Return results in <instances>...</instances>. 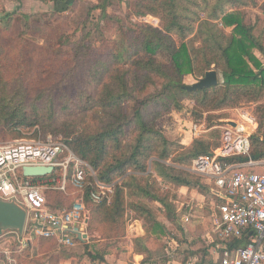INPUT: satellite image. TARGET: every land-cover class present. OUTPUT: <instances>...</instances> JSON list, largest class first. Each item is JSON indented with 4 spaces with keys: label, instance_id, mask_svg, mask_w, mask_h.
Listing matches in <instances>:
<instances>
[{
    "label": "trees",
    "instance_id": "trees-1",
    "mask_svg": "<svg viewBox=\"0 0 264 264\" xmlns=\"http://www.w3.org/2000/svg\"><path fill=\"white\" fill-rule=\"evenodd\" d=\"M52 1V15L71 7L68 0ZM114 1L122 0H96L85 19L66 36L70 45L66 50L59 49V53L64 51L70 66L58 83V94L54 89L42 88L29 99L19 74L22 52H18L17 58L21 59L15 64L20 80L12 82L8 59L14 52L0 45V136L21 138V127L34 126H39L42 137L51 133L57 139L61 135L73 153L90 165L100 182L114 183L109 202H91L88 193L94 181L88 174L83 190L89 214L87 232H97L106 240L123 237L129 215L139 220L144 230L142 236L133 239V250L145 255L144 262H148L152 257L150 242L174 236L168 224L183 233L173 189L182 187L212 199L217 191L212 182L184 167L219 145L220 130H211L206 136L192 139L188 146H181L157 128L159 117L171 111L172 106L180 110L186 98L195 102L191 113L198 117L203 113L200 109L209 115L244 100L257 102L254 113L258 121L250 137V157L264 160V104L260 102L264 95V0H129L125 2L124 19L112 12ZM249 8L259 12L253 21L246 18ZM18 10L16 7L12 14ZM94 12L95 20L91 16ZM146 16L157 18L158 24L142 21ZM124 20L126 28H122ZM101 21L117 22L118 37H105L99 29ZM210 69L221 73V83L190 92L182 88L185 75L198 79ZM227 115L221 112L215 117L223 119ZM246 161V155L222 160ZM240 169L264 173V164ZM162 183L170 189L164 190ZM69 188L75 191V197L80 194L69 177L65 191L45 193L56 192L53 202L59 203ZM222 201L221 197L215 203ZM47 204L50 206L48 200ZM248 238L243 233L229 244L243 246ZM203 239H192L184 250H177L180 264L195 255L206 256L208 264H212L208 248L216 237L208 233ZM33 241V249L46 253L25 264H50L56 254V239ZM74 241L80 242L76 238ZM86 253L103 261L98 253L89 251L88 244L84 245ZM69 256L81 258L74 253Z\"/></svg>",
    "mask_w": 264,
    "mask_h": 264
},
{
    "label": "built area",
    "instance_id": "built-area-1",
    "mask_svg": "<svg viewBox=\"0 0 264 264\" xmlns=\"http://www.w3.org/2000/svg\"><path fill=\"white\" fill-rule=\"evenodd\" d=\"M217 126L220 129L219 145L204 155L194 158L184 169L200 175L221 190L223 201L212 213V233L216 241L208 248L212 264H264V173L244 171L240 168L264 164L250 157V137L257 128L256 117L249 111H238L236 119ZM192 139L201 137L207 130L197 122H190L185 130ZM246 155L248 161L222 162L224 158ZM25 166H51L50 173L41 177H26ZM93 177L94 187L88 199L97 203L109 202L114 183L100 182L90 165L76 156L62 139L52 136L37 140H20L0 144V200H14L26 211L21 233L4 231L2 250L5 264H17L15 254L26 249L36 238H55L57 243L70 248L76 236L71 231L86 233V214L83 190L86 178ZM68 177L76 192L68 206L51 207L47 204V190H66ZM180 189V188H178ZM189 221L183 213L180 223ZM249 235L243 246L231 245L229 241ZM15 242V249L11 243ZM132 264H140L133 262Z\"/></svg>",
    "mask_w": 264,
    "mask_h": 264
},
{
    "label": "rangeland",
    "instance_id": "rangeland-1",
    "mask_svg": "<svg viewBox=\"0 0 264 264\" xmlns=\"http://www.w3.org/2000/svg\"><path fill=\"white\" fill-rule=\"evenodd\" d=\"M51 2L52 0H0V45H3L5 49L14 52L13 58L8 59L11 66L8 70V75L12 82L20 80L18 77L19 74L20 76H23L28 89L29 99L34 97L35 93L42 88L49 91L54 89L53 91L55 94L60 92L58 83L68 70L70 61L67 55L63 53L64 51H60L59 53V49L64 48V50H66L68 45H70V41L66 40V36L71 34L85 19L87 10L92 5L91 0H68L69 5L71 6L70 9L60 15H52L53 8ZM122 2L125 5L126 1H121V3ZM113 4L114 5H112L113 7L111 8L112 12L121 19H124V11L121 9L118 1H114ZM16 7H19L18 12L12 14ZM6 14L11 15L9 18H5L4 16ZM23 14H26L28 17H23ZM256 14L257 11L255 9H247V20L253 21ZM96 15V12L91 15L94 20L97 17ZM142 21L152 25L158 24V19L151 16L142 18ZM123 25L122 28L128 26L126 20L123 21ZM118 27L119 25L115 21H101L99 24L100 31L107 38H117ZM91 41L96 45L94 40ZM19 51L22 52L20 54L22 55V61L20 64L21 72L18 74L16 73L17 66L15 64L17 63V60L21 59L19 57L17 58ZM219 74L221 75L220 72ZM197 80L198 79L193 78L191 75H185L183 77V83L187 85L193 84ZM220 81L222 82V75ZM260 102L264 104V95ZM256 104L257 102L244 100L237 105L228 107L222 111L213 112L209 115L206 110L198 108V110L200 109V112L203 111L202 115L198 117L191 113L192 108L196 106L195 102L186 98L182 101V108L180 110L175 106H172L171 111L157 119L156 126L162 130L168 140L181 146H188L192 141V138L190 137V134L185 131L187 129L185 126L186 123L197 122L202 124L203 128L207 130L203 134L206 136L208 133H211V130L220 126L221 122L236 119L238 117V111L246 110L256 117L254 113ZM221 112H227V118L218 119L215 117ZM214 113H216V115L212 116ZM256 120L258 121L257 117ZM20 130L23 137L12 138L9 136H0V144H10L20 140H37L38 138H45L46 136H54V134L48 133L42 137L39 126L31 128L21 127ZM57 137L59 139L62 138L61 135H57ZM162 188L166 190L170 189V186L162 183ZM173 190L176 195L174 203L179 209V216L185 212L189 215V221L181 223L183 228L182 234L174 230L173 227L168 224L174 233L175 237H173L175 239H173V237L169 238L164 236V238L157 240L154 239V241L150 242L149 246L152 251L153 260L147 262L148 264H178L177 261L179 260L180 254L174 251L175 248H178V245L181 248V252V250H184V248L187 247L188 242L192 239L199 238L200 241H202L206 234L212 233L211 216L216 210L217 204L215 201H218L219 198H221L222 191L218 189L212 199L210 195H206L203 198L202 196L195 194V192L185 191V189L182 190V188H175ZM75 195V191L72 188H69L66 193L62 194L63 202L58 203L53 202L56 192L49 191L46 193L47 200L51 207L66 206ZM156 210L158 211V209ZM131 222V216L128 215V217H126L125 227ZM7 236H9V234H6L4 237L6 238ZM4 237H0V264H5L2 250L5 245H8V243L5 242L6 240ZM177 238L181 239L180 243ZM96 239V236L90 237L91 242L88 245H99L98 248H101V246L104 247L105 243L108 242V240H105V243H99L96 242ZM117 241L120 242L121 240ZM121 243L125 244L124 241ZM15 245V242L11 243L12 249L16 248ZM49 248L52 247H46V249ZM53 248L59 252V260H56L55 257H51L50 264H55L56 261H62L68 254L74 253L81 256V258L74 256L78 261H83V256L86 255L84 254L83 246L77 242L70 248H66L55 242ZM117 248L120 249L121 246L118 245ZM38 253L39 252L36 249H32V247L28 246L26 251L20 253L16 252V262L17 264H25L27 261H30V259L36 258ZM18 255L20 257H18ZM202 260H204V262ZM208 260L209 258H206V256L198 257L195 255L189 259L188 263L198 264L199 262H203V264H208Z\"/></svg>",
    "mask_w": 264,
    "mask_h": 264
},
{
    "label": "crops",
    "instance_id": "crops-1",
    "mask_svg": "<svg viewBox=\"0 0 264 264\" xmlns=\"http://www.w3.org/2000/svg\"><path fill=\"white\" fill-rule=\"evenodd\" d=\"M122 1H129V0H122ZM95 2H96V0H91V4H93ZM118 3L120 4L121 9L124 11L125 5L123 4V2L122 3L118 2ZM51 5L53 8L54 1L51 2ZM251 9H254V8H251ZM258 13L259 12L257 11V14ZM182 190H184V188H182ZM143 234H144V230H143L142 224L139 220H132V222L126 226L125 235L123 237H120L118 239L108 240L107 243H105L106 239L101 238L97 232H93V233L87 232L86 239L84 241H80L77 243L81 244L84 248L85 244H89L91 242L90 237L96 236L97 237L96 242H99V243L104 242L105 246L104 247L101 246V248H98L99 245H97V246L96 245H92V246L89 245V251L93 254L98 253L103 258V261H99L98 258L97 259L90 258L89 253H86V255L83 256V258H84L83 261H78L74 258V256H69V257H66L65 259H63L62 261H56L55 264H132L134 261L139 262L140 264H148L147 262H144L145 255L136 253L133 250V239L140 237ZM117 240H121V241L118 242ZM123 241L125 242V244L121 243ZM33 245H34V241H31L28 246L32 247V249H33ZM118 245L121 246V248H120L121 250L117 248ZM149 248H150V246H149ZM180 249L181 248L178 245V248H175L174 251L177 252V250H180ZM20 252H23V250ZM20 252H18V253H20ZM38 252H39V250H38ZM54 252L56 253L54 255L55 259L59 260V252H57V251H54ZM44 253H46V252H39L38 256H41ZM151 254H152V251H151ZM152 260H153V258L151 259V261ZM177 262H178V264H180L179 260ZM188 262H189V260L185 264H187ZM47 264H49V263L47 262ZM188 264H190V263H188Z\"/></svg>",
    "mask_w": 264,
    "mask_h": 264
},
{
    "label": "water",
    "instance_id": "water-1",
    "mask_svg": "<svg viewBox=\"0 0 264 264\" xmlns=\"http://www.w3.org/2000/svg\"><path fill=\"white\" fill-rule=\"evenodd\" d=\"M221 75L215 69H210L204 73V75L193 84H185L182 86L186 91H193L196 89L215 86L219 84ZM230 125H234L231 120L227 121ZM52 170L51 166H25L22 168V173L26 177H41ZM89 214H86L85 222L88 221ZM26 219V211L18 205L14 200L4 201L0 200V236L4 231L16 230L19 233L22 232ZM79 241L86 239V233H81L78 230L71 231ZM30 244V243H29Z\"/></svg>",
    "mask_w": 264,
    "mask_h": 264
}]
</instances>
